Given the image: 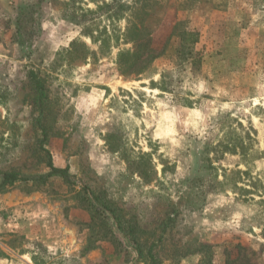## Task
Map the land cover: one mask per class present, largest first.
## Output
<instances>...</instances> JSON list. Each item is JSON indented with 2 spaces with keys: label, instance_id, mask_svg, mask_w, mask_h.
<instances>
[{
  "label": "rangeland",
  "instance_id": "obj_1",
  "mask_svg": "<svg viewBox=\"0 0 264 264\" xmlns=\"http://www.w3.org/2000/svg\"><path fill=\"white\" fill-rule=\"evenodd\" d=\"M48 160L0 264H264V0H0V175Z\"/></svg>",
  "mask_w": 264,
  "mask_h": 264
},
{
  "label": "trees",
  "instance_id": "obj_2",
  "mask_svg": "<svg viewBox=\"0 0 264 264\" xmlns=\"http://www.w3.org/2000/svg\"><path fill=\"white\" fill-rule=\"evenodd\" d=\"M134 30H136L137 33L141 32V29H137L135 26H133ZM181 43H180V49L179 54H184L186 56H190L192 54V46L198 41L197 34L194 32H183L181 34ZM145 46H148L145 42L142 43L141 41L136 43L134 46V50L132 53V56L134 57L132 59V64H136L137 62H144L145 60H148L149 58L143 59V53L146 49ZM30 78L32 79V83L35 86V89L38 94V99H42L44 96L43 86L40 82V80L36 77V75L30 71ZM39 100V101H40ZM41 102V101H40ZM47 166L50 168L48 172L39 174V175H32V176H26L21 175L16 172H10V173H2L0 175V191L4 190L6 186L12 185L16 181H26V180H41L45 181L50 176H61L65 181H69V173L67 167L61 168L54 166L49 160L47 162ZM153 245H151L152 247ZM150 247V248H151Z\"/></svg>",
  "mask_w": 264,
  "mask_h": 264
}]
</instances>
